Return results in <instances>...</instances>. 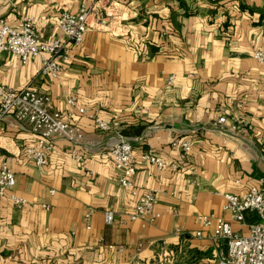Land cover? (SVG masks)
<instances>
[{
    "label": "crops",
    "instance_id": "obj_1",
    "mask_svg": "<svg viewBox=\"0 0 264 264\" xmlns=\"http://www.w3.org/2000/svg\"><path fill=\"white\" fill-rule=\"evenodd\" d=\"M82 2L106 25L90 17L83 43L65 45L58 79L36 77L39 59L0 53V87L31 84L82 134L55 139L39 167L24 156L36 144L29 125L0 122L9 194L24 200H0V264H214L225 246L197 218L221 217L244 235L254 214L235 222L223 196L264 193V62L252 57L264 51V0H0V20L30 18L42 42H63L57 18ZM120 136L132 140L131 189L103 157ZM147 151L167 168L142 161ZM148 191L159 218L131 221Z\"/></svg>",
    "mask_w": 264,
    "mask_h": 264
},
{
    "label": "built area",
    "instance_id": "obj_2",
    "mask_svg": "<svg viewBox=\"0 0 264 264\" xmlns=\"http://www.w3.org/2000/svg\"><path fill=\"white\" fill-rule=\"evenodd\" d=\"M95 16L91 8L82 2L76 13L63 11L57 18L58 30L63 35L64 41L53 40L42 42L36 32L34 21L30 18L21 20L18 26H11L0 20V53H10L22 64L31 59L40 60V68L36 73L38 78H48L51 81L58 79L62 73L60 60L65 45L80 46L89 28L90 17ZM97 26H105L106 19L101 13L95 16ZM258 63L264 62V51H256L252 55ZM173 77L169 78L171 83ZM49 97L39 92L28 84L21 90H11L0 87V122L8 116H13L18 121L27 123L31 133L36 138V144L24 150L26 160L36 166L46 165V154L52 150V142L62 138L67 141L77 142L82 139V134L64 120L61 114L50 108ZM80 114H85L83 110ZM225 118L218 119L219 124L225 123ZM99 131L106 132L110 124L96 120ZM264 145V140L262 141ZM173 146H178L173 143ZM185 152L190 150L188 142L179 144ZM111 159L116 171L119 173L118 183L124 189H131V177L134 173V154L132 140L118 137L109 151L103 155ZM140 159L155 166L159 171L167 168V165L154 151L141 154ZM8 160L0 162V200L6 198L15 205H23L24 200L9 194L15 185V177L9 168ZM175 170V168H173ZM156 191H148L142 195L129 215L131 221L146 220L154 223L159 215L154 212L156 203ZM224 205L222 211L232 220L243 223L246 214L253 213L257 222L248 226L247 233L240 235L232 230L231 225L221 217L199 216L198 222L204 228H212V238L225 246L224 255L214 264H264V193L256 188H249L241 196L226 194L223 196ZM89 213L86 215L88 218ZM114 213L105 211L103 220L105 225L114 223ZM197 237L201 234L197 233Z\"/></svg>",
    "mask_w": 264,
    "mask_h": 264
},
{
    "label": "trees",
    "instance_id": "obj_3",
    "mask_svg": "<svg viewBox=\"0 0 264 264\" xmlns=\"http://www.w3.org/2000/svg\"><path fill=\"white\" fill-rule=\"evenodd\" d=\"M252 221H253V223H256L257 222V217H256L255 214L252 216Z\"/></svg>",
    "mask_w": 264,
    "mask_h": 264
}]
</instances>
